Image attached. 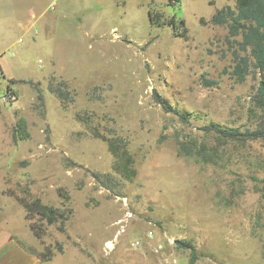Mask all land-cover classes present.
Segmentation results:
<instances>
[{
	"label": "rangeland",
	"instance_id": "obj_1",
	"mask_svg": "<svg viewBox=\"0 0 264 264\" xmlns=\"http://www.w3.org/2000/svg\"><path fill=\"white\" fill-rule=\"evenodd\" d=\"M22 1L40 3L28 32L14 9L0 16V228L40 264H264V139L206 129L245 131L261 116L262 74L231 73L235 50L251 52L209 23L238 0ZM60 81L74 100L49 90ZM116 137L128 142L132 179L115 169ZM9 189L70 209L64 229L39 222L37 237Z\"/></svg>",
	"mask_w": 264,
	"mask_h": 264
},
{
	"label": "trees",
	"instance_id": "obj_2",
	"mask_svg": "<svg viewBox=\"0 0 264 264\" xmlns=\"http://www.w3.org/2000/svg\"><path fill=\"white\" fill-rule=\"evenodd\" d=\"M151 21L154 24L165 25L168 20H163L161 16L150 13ZM203 23H206L205 19H201ZM209 23L213 25H227L228 37L227 41L232 44L236 37L241 36L242 40L239 41L240 50L247 52L250 51L253 56L251 61L249 55H241L239 51L234 52V65L231 70L233 76H236L240 81L245 80L247 75L250 74L251 67L254 65L255 69L262 74V80L260 81L255 95L253 97V103L260 110V120L256 124L255 128L241 131L239 128L225 127L218 123H211L206 126L208 131H212L226 138L232 139H264V0H238L237 6L232 8L231 6H225L216 11V13L209 20ZM184 24V22H183ZM187 29H184L183 35L186 37ZM15 81V80H13ZM203 83L206 86H214L218 82L213 79L203 78ZM11 86H8V91H11ZM49 90L54 92L62 100L71 99L70 91L67 88V84L64 81H60L58 86L50 84ZM39 97L42 99L43 95ZM157 101L162 105L166 111L174 112L182 120H189V112L180 110L174 107L168 100L157 94ZM79 118L84 120L85 118L78 115ZM18 125L22 131H25L24 120L19 121ZM94 136L102 137V134L94 129ZM24 133L21 138H25ZM110 152L117 158L115 169L122 173L128 179L136 174L133 167L134 159L128 149V142L124 138L116 137L109 143ZM98 181L106 183L111 181V175H102L99 173H93ZM105 177V178H104ZM28 191V190H27ZM9 195L15 196L18 202L24 206L26 210V219L30 221V228L39 238H43L45 235L44 224L39 222L46 221L48 224L60 223V229H64L65 221L68 220L71 210L61 209L52 205L44 203L40 198H30L26 196H19L12 189L6 191ZM37 221H32L36 219ZM59 251H62V245L58 247ZM54 256V252L47 248L44 252V259H50Z\"/></svg>",
	"mask_w": 264,
	"mask_h": 264
},
{
	"label": "crops",
	"instance_id": "obj_3",
	"mask_svg": "<svg viewBox=\"0 0 264 264\" xmlns=\"http://www.w3.org/2000/svg\"><path fill=\"white\" fill-rule=\"evenodd\" d=\"M42 2V0H41ZM14 4V6L11 5ZM54 3V2H52ZM40 3H24L22 0H8L0 2V16H3L7 9L10 13L12 9L15 10V14L21 16L18 22L24 23L26 26V32L29 31V21L33 22V18L40 14ZM29 19H28V18ZM31 17V18H30ZM39 258L30 253L20 243L18 238L6 228H0V264H40Z\"/></svg>",
	"mask_w": 264,
	"mask_h": 264
},
{
	"label": "built area",
	"instance_id": "obj_4",
	"mask_svg": "<svg viewBox=\"0 0 264 264\" xmlns=\"http://www.w3.org/2000/svg\"><path fill=\"white\" fill-rule=\"evenodd\" d=\"M3 100L6 103H13L17 100V95L15 92L13 91H8L4 96H3Z\"/></svg>",
	"mask_w": 264,
	"mask_h": 264
}]
</instances>
